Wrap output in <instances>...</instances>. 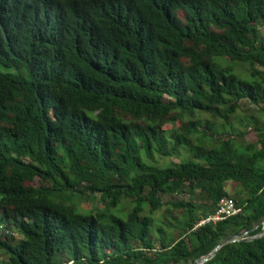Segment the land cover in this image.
Returning a JSON list of instances; mask_svg holds the SVG:
<instances>
[{
    "label": "trees",
    "instance_id": "1",
    "mask_svg": "<svg viewBox=\"0 0 264 264\" xmlns=\"http://www.w3.org/2000/svg\"><path fill=\"white\" fill-rule=\"evenodd\" d=\"M263 115L264 0H0V264H191L256 233ZM222 196L239 212L195 226ZM202 264H264V233Z\"/></svg>",
    "mask_w": 264,
    "mask_h": 264
},
{
    "label": "rangeland",
    "instance_id": "2",
    "mask_svg": "<svg viewBox=\"0 0 264 264\" xmlns=\"http://www.w3.org/2000/svg\"><path fill=\"white\" fill-rule=\"evenodd\" d=\"M237 67H239V68H242L243 69V67L241 66H237ZM261 69V68H260ZM261 70H263V69H261ZM245 106V104L243 103L242 104V107H244ZM242 113H245V112H242ZM264 116V115H263ZM165 127H169V125L168 124H166L165 125ZM239 129L240 130H242L243 128L242 127H239ZM236 138V137H235ZM242 139H243V141H245V142H254L255 141V136H254V133L251 131V130H249L243 137H242ZM236 140H239V139H236ZM165 160H173V161H177V159L176 158H166ZM235 189H237V190H239L240 188L238 187V186H235V183H233V182H231V181H228V182H226L225 183V190L227 191V192H232L233 190H235ZM240 195L241 196H243V193H240ZM96 198H97V195L95 196ZM85 198V196H83L82 198H81V204L83 205V206H86V207H89V206H91L92 204L93 205H96L97 204V202L96 201H89L88 199H84ZM160 198H161V206H160V208L158 209V210H156L154 213H153V220L154 221H157V222H160V220H161V218H162V216L164 215V210L167 208V202H169V201H172V200H174V199H182V200H185L186 198H187V194H173V193H167V194H163V195H161L160 196ZM200 198L201 197H199V195H197L196 197H195V203H198L199 201H200ZM202 218V217H201ZM153 235L154 236H156L157 234L156 233H153Z\"/></svg>",
    "mask_w": 264,
    "mask_h": 264
},
{
    "label": "built area",
    "instance_id": "3",
    "mask_svg": "<svg viewBox=\"0 0 264 264\" xmlns=\"http://www.w3.org/2000/svg\"><path fill=\"white\" fill-rule=\"evenodd\" d=\"M238 212H239V207L235 205L232 198L228 196H222L217 200L213 211L205 215L204 217L200 218L195 224V226L204 223H215L217 221L224 219L225 217H229Z\"/></svg>",
    "mask_w": 264,
    "mask_h": 264
},
{
    "label": "water",
    "instance_id": "4",
    "mask_svg": "<svg viewBox=\"0 0 264 264\" xmlns=\"http://www.w3.org/2000/svg\"><path fill=\"white\" fill-rule=\"evenodd\" d=\"M260 224H261L260 229L254 234L247 235L246 232H242L240 234H231V235H228V236L222 238L220 241H218V243H216L212 247V249H210V251L208 253L195 258L191 264H202V263H204L205 261H207L208 259H210L214 255V253L217 251V249L219 247H221L224 244L232 243V242H238V241H248V240L259 237L260 235H262L264 233V220H262L260 222Z\"/></svg>",
    "mask_w": 264,
    "mask_h": 264
}]
</instances>
